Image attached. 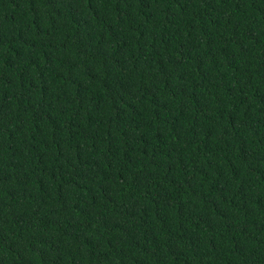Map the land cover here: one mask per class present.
Segmentation results:
<instances>
[{"label":"trees","instance_id":"16d2710c","mask_svg":"<svg viewBox=\"0 0 264 264\" xmlns=\"http://www.w3.org/2000/svg\"><path fill=\"white\" fill-rule=\"evenodd\" d=\"M0 264H264V0H0Z\"/></svg>","mask_w":264,"mask_h":264}]
</instances>
